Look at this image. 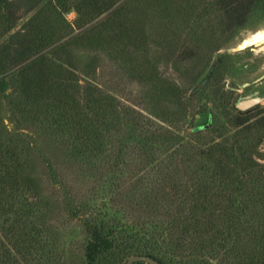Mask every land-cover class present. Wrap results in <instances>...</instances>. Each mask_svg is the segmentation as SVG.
Returning <instances> with one entry per match:
<instances>
[{
  "label": "rangeland",
  "instance_id": "374dc122",
  "mask_svg": "<svg viewBox=\"0 0 264 264\" xmlns=\"http://www.w3.org/2000/svg\"><path fill=\"white\" fill-rule=\"evenodd\" d=\"M87 1L0 0V71L44 55L0 85L27 168L0 184V264H88L100 220L166 264H264V0Z\"/></svg>",
  "mask_w": 264,
  "mask_h": 264
},
{
  "label": "trees",
  "instance_id": "16d2710c",
  "mask_svg": "<svg viewBox=\"0 0 264 264\" xmlns=\"http://www.w3.org/2000/svg\"><path fill=\"white\" fill-rule=\"evenodd\" d=\"M131 0H117L119 2L118 5H116L119 9L121 5L124 3H129ZM223 1V0H222ZM70 3L69 0H66V3H64V6H67ZM93 3L84 0V3L82 6L88 7L89 5H92ZM105 6L103 8V11H106L104 17H109L112 15V13H115V10H110L111 7L110 5L104 3L102 4ZM102 6L97 5L94 6V9H100ZM78 9L80 7H77ZM109 8V9H108ZM101 12V13H102ZM100 14V13H99ZM245 14V11L239 10L238 7L226 9L223 12V29H230L232 26L236 24H240L243 20V16ZM172 17V16H171ZM173 18V17H172ZM170 24L173 22V20L170 18ZM73 41V37H69L58 44H56L54 47H52V51L58 55L60 49L62 50L68 43ZM190 50L187 51L186 56L184 57V60L189 58ZM44 58V55L37 56L36 58H32L30 60H25V61H17L13 63L10 66V69H4L0 71V85L7 83V78L11 77L13 73H15L18 69L22 68L23 66H26L28 64L33 63L35 60L38 59V61H42ZM53 60V59H52ZM53 66L55 67L54 71L58 74L65 73L67 76H70L71 73L68 70H65L62 65L54 64L52 63ZM1 66H8L7 63L1 65ZM57 67V68H56ZM59 79H67L64 77H57ZM89 86L93 87L97 83L95 80H91L89 78ZM167 126H169V123H166ZM9 131L4 130L0 126V141L5 140L7 141V144L4 147H0V184L7 183L9 181L15 182L17 178L21 177V174L25 172L27 169L24 166V163L20 161L19 159V147L15 143L14 140L9 139ZM81 137H78V140L76 141L78 145H81ZM87 142V141H85ZM18 148V151H17ZM20 154V152H19ZM12 182V183H13ZM11 183V184H12ZM84 229L85 232L89 234V241L87 243V249H86V258H87V263L88 264H94L97 260L98 257H102L104 253H112V251H116L115 253L118 254H140V255H149L153 257L154 259L158 260L162 264H166V262L163 260V254L159 255L158 251L156 252L154 248L147 247L149 244L148 242L153 241L151 239L154 238L152 232L147 233V231H143V227H138L135 228L132 225H126V227L129 228L131 232L129 234H126L124 236H121L120 238H116V234L113 233L115 228H117V225L115 223H111L108 225L103 224V221H86L84 224ZM149 240V241H148ZM110 264V263H109Z\"/></svg>",
  "mask_w": 264,
  "mask_h": 264
},
{
  "label": "water",
  "instance_id": "95a60500",
  "mask_svg": "<svg viewBox=\"0 0 264 264\" xmlns=\"http://www.w3.org/2000/svg\"><path fill=\"white\" fill-rule=\"evenodd\" d=\"M134 262H145L147 264H162L149 255L132 254L122 264H132Z\"/></svg>",
  "mask_w": 264,
  "mask_h": 264
}]
</instances>
